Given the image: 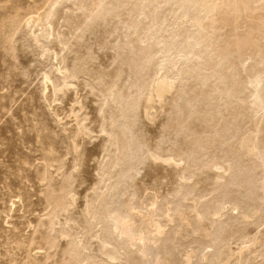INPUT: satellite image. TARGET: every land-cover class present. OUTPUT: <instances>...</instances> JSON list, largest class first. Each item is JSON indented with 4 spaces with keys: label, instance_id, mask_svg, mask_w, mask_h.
Segmentation results:
<instances>
[{
    "label": "rangeland",
    "instance_id": "obj_1",
    "mask_svg": "<svg viewBox=\"0 0 264 264\" xmlns=\"http://www.w3.org/2000/svg\"><path fill=\"white\" fill-rule=\"evenodd\" d=\"M0 264H264V0H0Z\"/></svg>",
    "mask_w": 264,
    "mask_h": 264
},
{
    "label": "bare ground",
    "instance_id": "obj_2",
    "mask_svg": "<svg viewBox=\"0 0 264 264\" xmlns=\"http://www.w3.org/2000/svg\"><path fill=\"white\" fill-rule=\"evenodd\" d=\"M165 89H166V84L165 83H162V84L160 83V86L158 88V92L162 94L165 91Z\"/></svg>",
    "mask_w": 264,
    "mask_h": 264
}]
</instances>
